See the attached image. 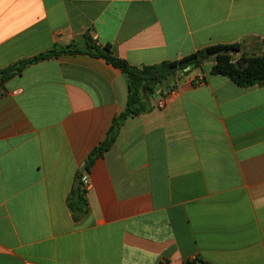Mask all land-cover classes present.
<instances>
[{"label":"crops","instance_id":"1","mask_svg":"<svg viewBox=\"0 0 264 264\" xmlns=\"http://www.w3.org/2000/svg\"><path fill=\"white\" fill-rule=\"evenodd\" d=\"M85 35L137 67L256 52L264 0H0V72ZM206 65L128 119L89 172L126 108L121 70L63 53L0 82V264H264V86Z\"/></svg>","mask_w":264,"mask_h":264},{"label":"trees","instance_id":"2","mask_svg":"<svg viewBox=\"0 0 264 264\" xmlns=\"http://www.w3.org/2000/svg\"><path fill=\"white\" fill-rule=\"evenodd\" d=\"M83 46L76 42L69 46L46 52L28 60L20 61L0 72V82H6L20 74L28 65L59 56L63 53L86 54L102 58L107 63L121 70L127 79L128 98L125 110L112 123L106 139L89 155L84 172H89L95 161L102 157L115 143L123 124L131 118L149 112L153 106L151 100L157 95L164 96L177 88L178 81L191 74L194 70L202 69L212 63L210 74L221 75L230 79L236 85L248 88L255 85L264 86V40L259 44L262 48L256 52L245 50L243 43L231 45H215L199 50L177 61L162 62L142 67L132 66L121 59L113 46L98 45L89 35L84 36ZM193 65L194 68L183 75L180 71ZM79 173L73 188L69 206L72 212L84 214L87 211V189L81 182ZM184 264H208L201 259L189 260Z\"/></svg>","mask_w":264,"mask_h":264},{"label":"built area","instance_id":"3","mask_svg":"<svg viewBox=\"0 0 264 264\" xmlns=\"http://www.w3.org/2000/svg\"><path fill=\"white\" fill-rule=\"evenodd\" d=\"M171 93H174V90L171 91ZM81 173H82L81 182L83 183L84 187L88 189L91 185L89 176L87 173H84L83 171Z\"/></svg>","mask_w":264,"mask_h":264},{"label":"rangeland","instance_id":"4","mask_svg":"<svg viewBox=\"0 0 264 264\" xmlns=\"http://www.w3.org/2000/svg\"><path fill=\"white\" fill-rule=\"evenodd\" d=\"M250 52H253L252 49L250 50ZM210 65H211V64H210ZM210 65H205L201 70L198 69V70H194L193 72L197 71V72H199V73H202L203 71H207V70H208V67H209Z\"/></svg>","mask_w":264,"mask_h":264},{"label":"water","instance_id":"5","mask_svg":"<svg viewBox=\"0 0 264 264\" xmlns=\"http://www.w3.org/2000/svg\"><path fill=\"white\" fill-rule=\"evenodd\" d=\"M193 68H194L193 65H191V66L185 68L184 70L180 71V75H183L185 72H188V71H190V70L193 69Z\"/></svg>","mask_w":264,"mask_h":264}]
</instances>
